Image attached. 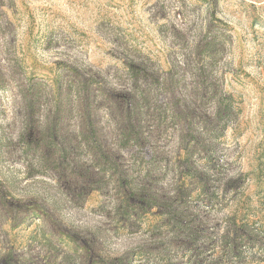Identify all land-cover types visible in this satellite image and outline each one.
<instances>
[{"label": "rangeland", "instance_id": "374dc122", "mask_svg": "<svg viewBox=\"0 0 264 264\" xmlns=\"http://www.w3.org/2000/svg\"><path fill=\"white\" fill-rule=\"evenodd\" d=\"M0 264H264V0H0Z\"/></svg>", "mask_w": 264, "mask_h": 264}]
</instances>
